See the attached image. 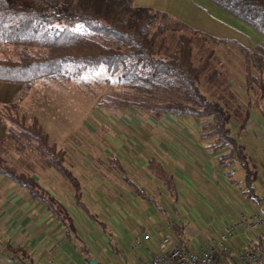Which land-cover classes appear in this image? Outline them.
Here are the masks:
<instances>
[{"label":"trees","instance_id":"16d2710c","mask_svg":"<svg viewBox=\"0 0 264 264\" xmlns=\"http://www.w3.org/2000/svg\"><path fill=\"white\" fill-rule=\"evenodd\" d=\"M207 1L251 26L262 35V41L245 47L193 28L167 12L137 7L133 0H0V82L21 86L17 96L0 103V119L6 127L0 138V178L44 205L64 227V240L71 245L80 249L83 242L72 210L84 212L93 223H100L89 209L67 152L49 141L36 117L28 119L20 113L21 103L41 79L76 85L81 81L88 86L85 77L104 70L107 77H101L102 82L110 84L113 80L118 92L105 96L99 105L115 111L118 117L132 113L137 124L136 118H191L199 127V137L211 142L213 151L220 152L224 166L237 164L244 170V194L260 201L255 198L252 184L256 171L243 146L231 134L232 114L221 94L208 91L220 72L207 70L217 58L224 67L219 47L233 49L242 59L243 90L253 96L248 102L258 106L264 100V0ZM203 78L204 90L200 87ZM229 91L228 97L234 99ZM14 154L25 163L24 170L16 165ZM105 163L134 194L151 198L116 156L108 154ZM35 168L54 173L68 183V201L55 196L33 171ZM146 168L174 198L173 178L162 164L150 157ZM151 201L158 207L154 197ZM5 248V254L16 262L33 261L21 247L12 249L7 244ZM79 252L87 250L81 247Z\"/></svg>","mask_w":264,"mask_h":264},{"label":"crops","instance_id":"0c3cea01","mask_svg":"<svg viewBox=\"0 0 264 264\" xmlns=\"http://www.w3.org/2000/svg\"><path fill=\"white\" fill-rule=\"evenodd\" d=\"M194 1L203 7L206 6L200 0H133V4L137 7L167 12L193 28L217 38L227 39L223 37L221 31H216L223 28L224 24L217 19L216 15H209L205 9L201 8L202 6L194 4ZM0 103L4 102L0 101ZM166 120L168 118L162 117L158 120L138 121L139 124L141 123L142 130H139L137 135L139 134L142 138L143 147L137 146L133 151L122 147L110 153L121 160L129 176L133 175L135 178L137 174L130 170L129 164L132 160H137L139 152L143 154V158L139 155L143 164L136 170L144 176V179L139 178V181H135L145 190L147 197L155 198L158 207L152 203L151 198L147 200L134 194L111 170V184H106L102 175L97 173L91 177V182L87 183L89 192L82 187L89 209L95 213L96 218H101L102 211L108 215L109 226L98 221L100 224L97 226L100 230L95 229V231L99 236H105L108 241L107 248L119 256L122 259L121 262H107L97 249L90 251L87 247L90 243H80L79 245L87 250L84 254L80 253L79 248L64 240V227L55 220L44 205L30 199L18 187L1 178L0 255L3 256L0 257V261L16 262V259L10 256V260L4 261L7 244H10L12 249L21 247L26 250L29 255H32V262H44V260L41 261L43 257H50L57 264L88 262L90 259L96 260V264H141L149 260L152 254L160 251L159 245L163 241L166 243L165 250H168L174 242L183 241L190 251L199 252L202 249L216 248L220 254L221 251L213 240L228 224L247 220L258 212L264 214V200L256 193L255 198L260 201H252L244 194L245 187L235 183V180L229 177L231 175L229 172L222 171L220 166L224 164L219 160L220 152L213 151L210 147L211 142L199 137L198 127V132H190L188 135H192L188 139L186 133H176L172 128L158 130L159 122L168 123ZM148 127L156 128V130L151 131ZM5 128L0 119V138ZM146 132L152 135L148 138L149 140L146 138ZM119 134L124 137V140L129 135V138L136 142V136L132 132ZM147 145L149 149L146 148ZM150 157L162 164L172 176L176 188L174 198L168 195L160 182L147 170L146 160ZM99 162L102 164L101 160ZM230 188H232L231 191ZM52 192L58 197L56 190ZM70 196L71 189L64 199L68 201ZM100 197L108 201V206L106 209L96 207L97 210H92L95 206L91 207L88 199L92 198L100 203ZM59 199L64 200L63 197ZM218 203L222 204L223 214L217 212L220 208ZM187 204L192 206L188 208L185 206ZM191 209L198 211L196 217L191 216ZM72 211L76 224L77 221L84 219L83 215L89 218L84 212ZM78 232L83 241L87 242L89 234L82 229ZM145 234L150 236L147 241L143 240ZM256 235L258 239L264 240V230H256L251 234L244 226L234 233L226 245L233 250L245 245L249 246L254 243ZM76 255L80 261L74 260ZM226 258L230 262L236 261L234 253L226 255Z\"/></svg>","mask_w":264,"mask_h":264},{"label":"rangeland","instance_id":"374dc122","mask_svg":"<svg viewBox=\"0 0 264 264\" xmlns=\"http://www.w3.org/2000/svg\"><path fill=\"white\" fill-rule=\"evenodd\" d=\"M200 1L206 4V6L203 7L197 1L193 3L202 6L201 8L205 9L206 13L209 15H216L217 19L224 24L223 28L216 30L221 31L224 38L235 40L247 47L256 45L262 41V35L248 24L225 13L207 0ZM218 47L219 46L216 45V48ZM218 50L221 51V56L224 59V61L221 59L224 67L220 66V58L210 63L207 73L212 72V70H217L220 72V75L218 79L209 86L208 91L216 95L221 94L223 96V101L227 104L226 108L233 115H231L229 120L231 134L235 137L236 141L243 146L246 156L251 160V166L256 171V179L252 183L253 188L256 190L258 197L264 200V100H262L258 106L250 104L253 101V96L251 93L246 94L241 84L240 73L243 71L242 59L233 49H227L221 46ZM224 68L228 73L224 71ZM221 70L223 72H221ZM101 77H107L104 70L97 76L85 77L88 86H84L81 81H79V85H76L66 81H54L50 79L38 80L35 82L34 87L31 89L26 99L20 105V113L27 116L28 119L36 117L43 128V132L48 134L49 141L55 143L57 148L64 149L67 152L70 158L68 162L70 163L69 165L73 174L78 178L82 187L88 192L90 188L87 187V183L91 182V177L93 175L95 176L97 173L102 175L103 181L106 184H111L112 176L110 170L105 165V156L116 152L117 149H122V147L132 149V151L137 148V146L143 147L142 138L139 134V136L137 135L138 131L142 130L140 127L141 123L137 124L133 121L131 117L132 113H124L121 117H118V113H115V111L111 112L99 105L100 101L103 100L105 96L118 92V87L115 86L113 80L110 84H105L102 82ZM201 82L200 87L204 90V78ZM20 88V85L0 82V101L4 103L9 102L19 94ZM229 90H232L234 99L229 98ZM249 100L250 103L248 102ZM233 108H237L234 110L235 112H233ZM246 112H248V118L245 120ZM119 118H121L120 121ZM166 118H168L166 121L169 124L159 122L157 125L158 130H163L164 128L169 130L172 128L176 133H186L188 139H190L192 135H188L190 132H198V125L196 126L191 118L184 117L180 121L169 117ZM136 120L140 121L137 118ZM148 128L151 131L156 130V128ZM135 130H137V132ZM129 131L136 136L137 143L129 138V135L124 140V137L119 134L121 132L129 134ZM151 136V134L149 135V133H147L146 138L148 139ZM146 148L149 149V145H147ZM139 155L143 158V154L141 155L139 152L137 160H132V157L131 160L134 162L131 161V164H129V166L131 165L130 170L134 172V174H137L136 176L138 179L131 175L136 181H139V178L144 179V176H141L139 171L136 170L143 164ZM14 157L16 158V165L24 170L25 163H22V159H19V155L14 154ZM100 160L102 164L99 162ZM220 167L223 172H229L231 174L229 177L235 180V183L244 187L245 172L239 165H221ZM33 171L38 174L39 179L49 187V189L52 191L56 190L59 198L63 197L64 199V197L69 194V185L56 174L42 171L39 168H35ZM231 190L232 188H230V191ZM103 196L106 198L105 195ZM105 198L100 197V203L89 198L88 202L91 207L95 206V209H91L97 210L96 207L106 209L108 201L105 200ZM191 204L193 205V203ZM191 204L185 206L189 208L192 206ZM221 205V203H218L220 208L217 212L223 214L224 209L221 208ZM191 211L190 214L192 217L198 215V211L194 209H191ZM102 213L100 214L101 218L97 219V221L109 226L110 222L108 220V215L104 213V211H102ZM82 218H84L82 221H77V229L78 231L82 229L89 234L87 242H83L86 244L90 243V245H87L90 251L91 249H97V252H99L107 262H121L122 259L107 248L108 241L105 236H99L95 231V229L100 230L97 223L94 222L93 225V220H90L84 215ZM4 255L6 257L4 261L10 260L6 254ZM2 256L3 255H0V257ZM76 256L74 260L80 261L78 255ZM44 258L45 257H43L41 261H43ZM0 264H21V262L0 261ZM24 264H44V262H25Z\"/></svg>","mask_w":264,"mask_h":264},{"label":"built area","instance_id":"2783aa9c","mask_svg":"<svg viewBox=\"0 0 264 264\" xmlns=\"http://www.w3.org/2000/svg\"><path fill=\"white\" fill-rule=\"evenodd\" d=\"M247 227L249 233L256 230H264V214L258 212L251 215L247 220L232 222L228 224L223 232L218 234L213 243L219 248L220 254L216 248L202 249L199 252L190 251L187 244L183 241L174 242L168 250H165V241L159 245L160 251L152 254L151 258L141 264H264V240L255 236L252 245H245L242 248L233 250L226 245L234 233L242 227ZM150 236L145 234L143 240H149ZM135 246V245H134ZM234 253L235 262L227 260L226 255ZM219 258L216 259V255ZM44 264H57L50 257L44 259ZM71 264H88L87 261Z\"/></svg>","mask_w":264,"mask_h":264},{"label":"water","instance_id":"95a60500","mask_svg":"<svg viewBox=\"0 0 264 264\" xmlns=\"http://www.w3.org/2000/svg\"><path fill=\"white\" fill-rule=\"evenodd\" d=\"M88 264H96V260L90 259V260H88Z\"/></svg>","mask_w":264,"mask_h":264}]
</instances>
